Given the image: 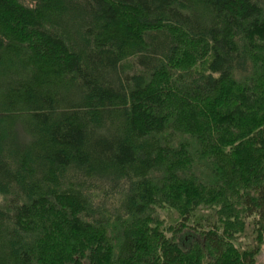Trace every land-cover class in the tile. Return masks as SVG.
Listing matches in <instances>:
<instances>
[{
    "label": "trees",
    "instance_id": "trees-1",
    "mask_svg": "<svg viewBox=\"0 0 264 264\" xmlns=\"http://www.w3.org/2000/svg\"><path fill=\"white\" fill-rule=\"evenodd\" d=\"M0 194V264H255L264 0H0Z\"/></svg>",
    "mask_w": 264,
    "mask_h": 264
},
{
    "label": "rangeland",
    "instance_id": "rangeland-1",
    "mask_svg": "<svg viewBox=\"0 0 264 264\" xmlns=\"http://www.w3.org/2000/svg\"><path fill=\"white\" fill-rule=\"evenodd\" d=\"M3 200H4L3 196L0 194V202H2ZM159 213H160V218L163 219V221H164L163 222L164 223L163 229L164 228L166 229L171 223H174V221L177 218V213L175 212L174 209H171V208H165V209L159 210ZM250 230L251 229L246 230V231H250ZM45 239L46 240H43V245H45L46 249H47L48 243L51 242V240H52V243L54 242L57 247H61V245L63 244V242H61V244H60L59 242H57V240L55 241L53 238L52 239L49 238V240H48V238L45 237ZM185 246H186V244H185ZM255 264H264V243L261 246L259 254L256 256Z\"/></svg>",
    "mask_w": 264,
    "mask_h": 264
}]
</instances>
